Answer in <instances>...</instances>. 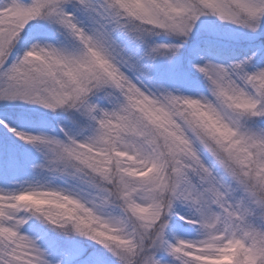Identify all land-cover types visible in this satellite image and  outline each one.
Instances as JSON below:
<instances>
[{"label": "snow or ice", "instance_id": "obj_1", "mask_svg": "<svg viewBox=\"0 0 264 264\" xmlns=\"http://www.w3.org/2000/svg\"><path fill=\"white\" fill-rule=\"evenodd\" d=\"M204 16L255 33L264 25V0H4L0 100L74 110L93 122L94 133L77 140L61 128V140L18 131L4 120L0 126L42 151L41 167L96 196L37 188L0 194V264H52L20 232L32 217L93 241L117 264H166L164 253L172 257L167 264H217L228 252L231 264H264V128L244 123L264 118V67L248 71L252 56L228 67L195 65L211 84L210 98L157 94L135 76L119 42V33L141 42L161 31L187 38ZM37 20L60 25L78 50L33 44L13 59ZM182 46L155 44L144 55H175ZM98 93L109 103L117 93L115 106L94 102ZM178 202L192 210L180 219L198 226L202 239H167ZM100 207L119 208L121 217L105 219Z\"/></svg>", "mask_w": 264, "mask_h": 264}, {"label": "rangeland", "instance_id": "obj_2", "mask_svg": "<svg viewBox=\"0 0 264 264\" xmlns=\"http://www.w3.org/2000/svg\"><path fill=\"white\" fill-rule=\"evenodd\" d=\"M4 0H0V5ZM76 17L86 27H92L84 14L77 12ZM121 47L131 56V62L136 65L135 76L148 89L159 94L172 92L174 95L188 96L199 99L211 96V84L200 73L195 65L203 66L213 63L224 67L239 62L249 56L253 63L248 71L264 67V25L253 33L245 28L220 21L215 16L201 17L187 38H179L173 34L159 32L145 36L143 42L131 39L124 33H119ZM183 43L181 49L172 55H157L153 65L148 69V57L144 55L152 46L161 43ZM33 44L52 45L58 49L75 52L78 50V41L74 40L60 25L47 20L33 22L23 38L13 50L12 58L22 56ZM217 46L218 49H215ZM216 50V51H214ZM222 50H229L223 56ZM170 58L171 60H169ZM201 82H190V78ZM117 93L113 94L112 103L108 102L104 93L93 97L94 102L101 107L115 106ZM0 120H4L9 127L16 128L27 134L56 137L66 139L64 132L69 133L77 140H84L94 133L93 122L82 117L74 110H49L40 105L29 104L24 101L0 100ZM252 130L264 128V118H251L244 122ZM61 128L64 132H61ZM44 153L35 146L20 140L6 128L0 126V194H18L28 188L37 189H64L74 193L84 200H92L96 190L79 183L73 178L52 173L45 167ZM99 203V201H96ZM177 215L171 217L167 228V239L171 243L177 240H199L203 236L196 225L188 224L180 216L190 217L192 210L187 205L177 203ZM97 213L105 219L121 217V210L113 207H100ZM21 215H28L21 213ZM23 235L36 241L48 253L52 264H117L116 258L110 252L87 238L76 234L78 244H74L63 253L55 252L53 237L58 234L48 224L36 217L28 219L21 226ZM62 234V233H61ZM87 254L88 256H84ZM166 262L172 261L167 253L162 254Z\"/></svg>", "mask_w": 264, "mask_h": 264}, {"label": "trees", "instance_id": "obj_3", "mask_svg": "<svg viewBox=\"0 0 264 264\" xmlns=\"http://www.w3.org/2000/svg\"><path fill=\"white\" fill-rule=\"evenodd\" d=\"M215 49H220L217 48V46H215ZM216 51V50H214ZM222 54L223 56L228 55L229 54V50H222ZM148 63H146V67H148V69L151 68V65H153V59L148 58ZM169 60H171L170 58H168ZM196 78L192 77L189 79L190 82H193L194 84L197 82H201L200 80H196L194 81ZM53 241H54V248L56 249L55 252L59 253V254H63L65 253L69 247L73 246L74 244H78V237L77 236H66L64 234L58 233L53 237ZM85 257L88 256L87 254L84 255Z\"/></svg>", "mask_w": 264, "mask_h": 264}, {"label": "clouds", "instance_id": "obj_4", "mask_svg": "<svg viewBox=\"0 0 264 264\" xmlns=\"http://www.w3.org/2000/svg\"><path fill=\"white\" fill-rule=\"evenodd\" d=\"M230 256H231V252L226 253L225 259L217 262V264H231V261H230V258H229Z\"/></svg>", "mask_w": 264, "mask_h": 264}]
</instances>
